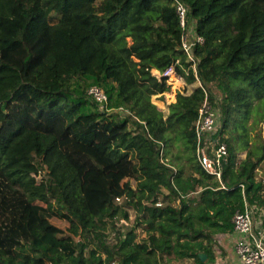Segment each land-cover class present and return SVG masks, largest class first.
Returning <instances> with one entry per match:
<instances>
[{
    "label": "trees",
    "instance_id": "obj_1",
    "mask_svg": "<svg viewBox=\"0 0 264 264\" xmlns=\"http://www.w3.org/2000/svg\"><path fill=\"white\" fill-rule=\"evenodd\" d=\"M182 1L205 39L198 76L222 113L226 189L197 158L203 88L168 113L152 101L171 88L154 70L189 65L174 0H0V264H208L244 199L264 205L249 125L264 116V0ZM87 78L134 115L100 111Z\"/></svg>",
    "mask_w": 264,
    "mask_h": 264
},
{
    "label": "built area",
    "instance_id": "obj_2",
    "mask_svg": "<svg viewBox=\"0 0 264 264\" xmlns=\"http://www.w3.org/2000/svg\"><path fill=\"white\" fill-rule=\"evenodd\" d=\"M174 5L182 27L181 49L186 54L189 65L185 67L181 60L177 59L167 69L162 72L159 71L160 76H167L168 82L171 76L185 80L184 76L178 73L177 67L180 66L187 74L192 72L195 75V84L203 88L205 96L198 109V116L195 121L197 158L202 167L220 182V187L226 189L227 186L223 181V172L228 157V145L226 141L220 140L217 136L221 125V113L212 103L208 89L198 76L199 59L195 51L198 45L205 42V39L196 31L195 20L189 19L188 5L182 0H174ZM87 93L102 112L110 113L115 111L123 117L134 115L129 107L123 105L112 106L109 95L97 84L90 85ZM136 118L143 126L141 130L144 129L151 139L160 142L161 159L164 160L166 148L164 143L150 134L145 120ZM241 186L244 193L245 185L242 183ZM117 200H120V197H117ZM157 204L161 205V202ZM232 223L234 232L238 236L235 242V249L242 263L264 264V226L257 225L254 220V208L246 198L244 199V207L237 209L234 213Z\"/></svg>",
    "mask_w": 264,
    "mask_h": 264
},
{
    "label": "rangeland",
    "instance_id": "obj_3",
    "mask_svg": "<svg viewBox=\"0 0 264 264\" xmlns=\"http://www.w3.org/2000/svg\"><path fill=\"white\" fill-rule=\"evenodd\" d=\"M193 20V19H192ZM121 44L122 45H130L132 42V38L131 37H125V38H121ZM154 73L158 76H160V72L158 70H154ZM173 81V83L175 84H171ZM168 82V80H167ZM171 86L169 91H166L162 94H156L152 96V101L158 106L159 109L165 111L166 113L169 112V104L171 102L176 101L177 99V94L178 92H191L192 89L195 87V83L193 84H189V83H185L184 85L180 84L177 87V81H176V77L173 76V78H169V82H168ZM92 79L91 78H87L85 79V87L88 89V87L90 85H92ZM213 92L216 94L217 97V101L220 102L222 100V93L219 91V89L217 87H212ZM261 103H264V100L261 101ZM256 104H258V102L256 101ZM219 112L221 113L220 107H216ZM222 114V113H221ZM249 125H253V130L251 131L250 134V141H251V146L254 147V145H262V143H264V116L262 119L259 118V116L256 115V112H254L253 115H251V118L249 119ZM229 134H226L225 136L228 137ZM247 150H241L239 153V158H244L246 156ZM181 159V158H180ZM183 161V159H181ZM37 178H40V176H38ZM257 178L259 180H262L264 182V160L260 163L259 168L257 170ZM131 211V217L128 221H126L127 224H125L124 222V226H133L135 224V217L137 215V210L136 209H130ZM122 222L119 221V223H117V226H120ZM122 227V226H121ZM111 230L110 226L108 227V230ZM107 230V231H108ZM139 231V235L142 238L143 236L146 235V233L143 231V229L140 227L138 229ZM114 236V234H113ZM170 259L173 261V264H196L193 258H177L174 255H172L170 257Z\"/></svg>",
    "mask_w": 264,
    "mask_h": 264
},
{
    "label": "crops",
    "instance_id": "obj_4",
    "mask_svg": "<svg viewBox=\"0 0 264 264\" xmlns=\"http://www.w3.org/2000/svg\"><path fill=\"white\" fill-rule=\"evenodd\" d=\"M176 81L178 82L177 87L180 84L184 85V82L187 83L181 78H176ZM171 84L173 85L175 83L172 81ZM181 159H179V162H182ZM250 205L254 208V220L256 221L257 225L264 226V205H259L256 202L250 203ZM237 237L238 236L234 232V229L230 232L215 234V245L212 249L213 258L208 262V264H243L235 249ZM207 258L208 256L206 259Z\"/></svg>",
    "mask_w": 264,
    "mask_h": 264
},
{
    "label": "water",
    "instance_id": "obj_5",
    "mask_svg": "<svg viewBox=\"0 0 264 264\" xmlns=\"http://www.w3.org/2000/svg\"><path fill=\"white\" fill-rule=\"evenodd\" d=\"M200 257L203 261L206 260L207 254L206 253H200Z\"/></svg>",
    "mask_w": 264,
    "mask_h": 264
},
{
    "label": "bare ground",
    "instance_id": "obj_6",
    "mask_svg": "<svg viewBox=\"0 0 264 264\" xmlns=\"http://www.w3.org/2000/svg\"><path fill=\"white\" fill-rule=\"evenodd\" d=\"M173 78V76H171Z\"/></svg>",
    "mask_w": 264,
    "mask_h": 264
}]
</instances>
